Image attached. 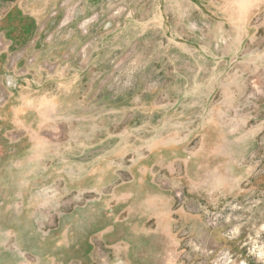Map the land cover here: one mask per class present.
<instances>
[{"label": "rangeland", "instance_id": "rangeland-1", "mask_svg": "<svg viewBox=\"0 0 264 264\" xmlns=\"http://www.w3.org/2000/svg\"><path fill=\"white\" fill-rule=\"evenodd\" d=\"M0 36V264H264V0H0Z\"/></svg>", "mask_w": 264, "mask_h": 264}, {"label": "built area", "instance_id": "built-area-1", "mask_svg": "<svg viewBox=\"0 0 264 264\" xmlns=\"http://www.w3.org/2000/svg\"><path fill=\"white\" fill-rule=\"evenodd\" d=\"M77 9H78V4H74L73 6L68 7L65 12L67 15L72 17L73 15L75 16ZM99 13H100V11H96V12L90 14L87 18H85L80 23L78 28L80 29V31L83 34H86L88 32V26L90 24L92 25L94 22H96L98 20ZM9 44H10V42L8 40L6 41L3 37L0 36V54L3 53L7 49ZM16 60L17 59H13L11 61V63L14 64L16 62ZM43 65H44V68H46L48 71H55V65L50 64L48 62H45ZM7 92H8L7 88L0 83V100H5V98H6L5 96H7Z\"/></svg>", "mask_w": 264, "mask_h": 264}, {"label": "water", "instance_id": "water-1", "mask_svg": "<svg viewBox=\"0 0 264 264\" xmlns=\"http://www.w3.org/2000/svg\"><path fill=\"white\" fill-rule=\"evenodd\" d=\"M9 52H6V55ZM3 73V72H2ZM17 80H14L13 75H11L10 73L4 71L3 73V79H2V84L11 91L16 90L15 84H16Z\"/></svg>", "mask_w": 264, "mask_h": 264}, {"label": "flooded vegetation", "instance_id": "flooded-vegetation-1", "mask_svg": "<svg viewBox=\"0 0 264 264\" xmlns=\"http://www.w3.org/2000/svg\"><path fill=\"white\" fill-rule=\"evenodd\" d=\"M33 24H34V22H33ZM15 25V24H14ZM33 27H34V25H33ZM32 30H33V32L35 31L33 28H32ZM17 32H21L22 31V29H21V27H17V30H16ZM33 32H31V34L30 35H32L33 34ZM23 34H26V33H23ZM30 35H28L29 37H30ZM18 36V35H17ZM5 38V37H4ZM25 38L27 39V35L25 36ZM6 39V38H5ZM17 39L18 40H20L18 37H17ZM13 41L16 43V39H15V37L13 36ZM14 43V45H16ZM13 44V43H12ZM11 43L8 45V47H7V49H6V51H8L9 53H11L10 51H16L17 50V47L15 46L14 47V45H12ZM9 69V70H8ZM7 69V72L8 73H10V72H15L14 70H13V68L11 69V68H8Z\"/></svg>", "mask_w": 264, "mask_h": 264}, {"label": "trees", "instance_id": "trees-1", "mask_svg": "<svg viewBox=\"0 0 264 264\" xmlns=\"http://www.w3.org/2000/svg\"><path fill=\"white\" fill-rule=\"evenodd\" d=\"M31 23H32V25H31V27H30V31H29V32H28V31L25 32L26 34L28 33L27 35H29L31 32H33V31H32V28H33V25H34V24H33V21H31ZM14 26H15V25H14Z\"/></svg>", "mask_w": 264, "mask_h": 264}, {"label": "crops", "instance_id": "crops-1", "mask_svg": "<svg viewBox=\"0 0 264 264\" xmlns=\"http://www.w3.org/2000/svg\"><path fill=\"white\" fill-rule=\"evenodd\" d=\"M32 17H33V18H37V17H36L35 15H33V14H32Z\"/></svg>", "mask_w": 264, "mask_h": 264}]
</instances>
